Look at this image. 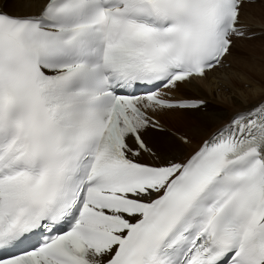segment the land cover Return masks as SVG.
I'll return each mask as SVG.
<instances>
[{
    "label": "snow or ice",
    "instance_id": "1",
    "mask_svg": "<svg viewBox=\"0 0 264 264\" xmlns=\"http://www.w3.org/2000/svg\"><path fill=\"white\" fill-rule=\"evenodd\" d=\"M0 264H264V0H0Z\"/></svg>",
    "mask_w": 264,
    "mask_h": 264
},
{
    "label": "bare ground",
    "instance_id": "2",
    "mask_svg": "<svg viewBox=\"0 0 264 264\" xmlns=\"http://www.w3.org/2000/svg\"><path fill=\"white\" fill-rule=\"evenodd\" d=\"M237 71H240V72H245L247 71L246 69H243V68H238ZM232 88L234 91H243L244 90V85H243V81L242 80H237V81H234L233 84H232ZM224 94L225 96L228 95V93H221V95ZM219 96L217 97L216 99H214L212 102L213 103H223V95L222 96ZM178 125V126H177ZM177 127H182V125L178 124L177 123Z\"/></svg>",
    "mask_w": 264,
    "mask_h": 264
},
{
    "label": "rangeland",
    "instance_id": "3",
    "mask_svg": "<svg viewBox=\"0 0 264 264\" xmlns=\"http://www.w3.org/2000/svg\"><path fill=\"white\" fill-rule=\"evenodd\" d=\"M222 95L225 96L224 94H222ZM222 95H221V96H222ZM223 96H222V97H223ZM177 126H178V125H177Z\"/></svg>",
    "mask_w": 264,
    "mask_h": 264
}]
</instances>
